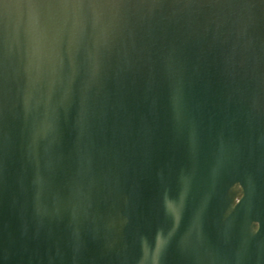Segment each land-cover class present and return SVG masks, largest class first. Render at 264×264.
<instances>
[{
    "label": "water",
    "instance_id": "1",
    "mask_svg": "<svg viewBox=\"0 0 264 264\" xmlns=\"http://www.w3.org/2000/svg\"><path fill=\"white\" fill-rule=\"evenodd\" d=\"M0 264H264V0H0Z\"/></svg>",
    "mask_w": 264,
    "mask_h": 264
}]
</instances>
